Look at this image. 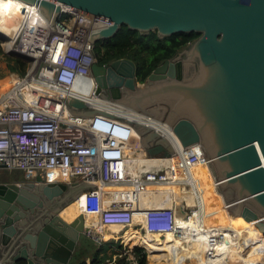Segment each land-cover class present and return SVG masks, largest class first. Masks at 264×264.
I'll return each mask as SVG.
<instances>
[{
	"label": "water",
	"instance_id": "water-1",
	"mask_svg": "<svg viewBox=\"0 0 264 264\" xmlns=\"http://www.w3.org/2000/svg\"><path fill=\"white\" fill-rule=\"evenodd\" d=\"M53 23L62 8L93 15L90 41L112 36L121 24L165 36L198 32L144 81L135 64L118 57L91 66L96 98L90 108L77 98L67 108L83 115L121 116L131 121L150 155H170L174 144L152 120L172 129L183 146L199 143L215 189V205L254 220L264 232V0H24ZM2 166H4L2 164ZM87 182L0 181V264H66L84 232V215L70 221L59 212ZM211 197L175 194L129 212L126 225L146 214H164L180 204ZM54 200L61 201L52 207ZM37 207V208H36ZM194 242L197 240H193ZM192 264V263H187Z\"/></svg>",
	"mask_w": 264,
	"mask_h": 264
},
{
	"label": "built area",
	"instance_id": "built-area-1",
	"mask_svg": "<svg viewBox=\"0 0 264 264\" xmlns=\"http://www.w3.org/2000/svg\"><path fill=\"white\" fill-rule=\"evenodd\" d=\"M16 9L19 25L12 43L5 46L3 41L7 36L1 33L4 38L0 44L6 53L20 57L25 65L23 70L16 68L10 73L0 90V169L21 170L24 178L34 181H39L35 177L39 173L40 181L45 183L93 184L76 199L84 208L83 214L97 216L98 226L115 225L120 232L131 226L144 235L163 236L167 232L179 235L176 207L161 215L146 214L148 219L144 225L125 226L128 213L143 206L142 192L156 183L193 185L190 167L198 161L207 162L203 152L191 148L194 143L183 146L169 128L152 121L174 144L185 175L178 177L177 170L169 164L144 167L140 158L129 156L125 151L140 139L131 121L150 118L133 112L130 122H124L123 117L116 115L71 113L67 108H77L69 103L70 99H80L85 108H90L99 96L91 71L92 64L98 60L96 42L86 38L93 25V15L78 8H62L52 23L35 3L17 0ZM80 77L88 80L87 92L78 87ZM146 154L165 157L150 155L147 151ZM105 193H108L107 199ZM182 209L185 219L193 216L195 229H187V235L191 240L203 242V257L215 255L217 264H244V261L221 263L219 260L230 252L242 251L238 231L233 236V232L228 234L224 229L205 227L200 200L192 205L184 202ZM250 221L251 228L262 234L254 220ZM84 233L98 246L114 247L113 259L119 258L120 264H139L142 254L146 256L148 252L140 243H126L121 237L104 234L93 225H85ZM261 256L264 264L263 250ZM187 263L191 261L185 260L182 264ZM79 264L93 263L89 258Z\"/></svg>",
	"mask_w": 264,
	"mask_h": 264
},
{
	"label": "trees",
	"instance_id": "trees-1",
	"mask_svg": "<svg viewBox=\"0 0 264 264\" xmlns=\"http://www.w3.org/2000/svg\"><path fill=\"white\" fill-rule=\"evenodd\" d=\"M197 35L198 32L190 31L160 36L158 35L156 29H150L146 32H141L137 29L129 28L125 24H121L112 36L98 40L96 42L95 50L98 59L101 61L106 62L118 57H127L131 59L135 64V77L140 82H142L153 70V68L159 64L160 61H162L164 58L174 55L176 51L183 47L188 40H192ZM16 62L22 66L23 70L25 62L22 59L15 57L14 64ZM9 67L16 70V67H13V65L10 63ZM232 221L242 222L239 219H233ZM230 225L233 226V224ZM227 231L228 234L232 232L230 227ZM233 236L235 235L233 234ZM113 237H121L122 241L133 244L139 242L140 232L135 228L124 229L122 232ZM257 241V238L256 240L251 239V243H253L252 252L255 255H257L261 250H264V246H261L260 243L258 244ZM174 243L176 245H174ZM140 244L146 247L148 251L147 257L150 260L163 259L168 263L174 261L175 264H180L181 261L185 260H190L192 263L196 262L198 264H214V262H217V260L203 257L202 252H199V254L193 256V251L191 248L193 250L196 249L201 251L202 242H189L187 238L181 236L180 234L178 235L170 233L165 235L159 241H154L151 237L141 234ZM175 246L177 247V250L174 248ZM100 248H102V246H98L92 253L93 255L91 256V259L93 264H102L101 260L96 257V254L99 252ZM135 249L141 250V247L135 246ZM243 251H246V247L241 251V253ZM163 252L168 253V255L162 257ZM169 252L172 253L169 254ZM250 256V254L247 256L246 261H244V258H241L238 261H244V264H255L257 257L253 262L250 261ZM117 260L119 261L120 259L117 258ZM84 262V257L78 259L77 261L78 264ZM103 264H105V262H103ZM139 264H146L145 253H143L140 257ZM147 264L151 263L147 261Z\"/></svg>",
	"mask_w": 264,
	"mask_h": 264
},
{
	"label": "bare ground",
	"instance_id": "bare-ground-1",
	"mask_svg": "<svg viewBox=\"0 0 264 264\" xmlns=\"http://www.w3.org/2000/svg\"><path fill=\"white\" fill-rule=\"evenodd\" d=\"M16 6H17V0H0V33H2L5 36H7V39H5L3 41V44L5 46L6 45H11L13 36L15 34V30H16V28L19 25V18H18V12H17ZM4 81H6V79H4L3 82ZM3 82L2 83L0 82V90H1V86H2ZM87 83H88V80L86 78H81V77L78 78V87H79V89L81 91H83V92H87L88 91ZM170 130H171L172 134L175 135V137L179 140V137L176 135V133L172 129H170ZM163 133L166 134L165 132H163ZM179 142H180V140H179ZM133 145H132V147L127 149L125 152L129 156H135L136 155L135 156L136 158H140L141 162L144 164V167H149L152 164H158V163H163L166 166L169 164V165L172 166L173 169L177 170L178 177H184L185 173L183 172V170L181 171V168L178 166V165H181V162L179 160V155L177 153L173 152L170 155H161V154H159L160 156H165V157H160V158L149 157L146 154V150L142 147L140 139H139V141H138V139H136L135 146H133ZM191 148H193L194 150H197V151H202L199 143L192 144ZM202 163H203V166L201 165ZM206 172H207V174H208V176L210 178L209 181H208ZM190 173H191L192 178L194 179L193 182L195 181L193 185H189V184L186 185L185 183H180L182 185L188 186V188L183 189V190L179 189L180 186H172L173 188H166L164 190V189H157L158 187H154L153 188L152 187L153 185H152L151 187H149L148 190L142 192V195H141L142 204L145 205L148 202L171 201V200L175 199V194L192 195V196H195L197 194V196H201V197H211V198L200 200L201 210H202V215H203V224L204 225L209 224L210 221H212V218H208V221L205 222L204 215L206 216V214H204V210H205L204 207L207 206L206 207V211H205V213H207L208 205L213 202V200H214L213 198H221V199H223V197L215 189V183H214V180L212 179V176H211V173H210V169L208 167V163L207 162L198 161V162L192 164L191 167H190ZM158 184L159 183H156L154 185L157 186ZM166 184H169V183H166ZM180 184H178V185H180ZM159 188H163V187L160 186ZM107 194L108 193L104 194V198L105 199L108 198ZM150 196H153V197L151 198ZM76 201L78 202V208H79L80 212H77L74 217H76L79 213H82L84 208L81 206V203H80L79 199H73L68 204H66L61 209L62 210L61 213H65V211H66L65 207L67 205L74 204ZM193 203H194V201L193 202H185V204H187V205H192ZM180 205L182 207V204H180ZM215 206H218V205H215ZM218 207L223 208L222 206H218ZM224 210H225L226 213L224 214V216L221 217L222 219L214 220V226H210V227H216L218 229H224V232H226V230H228V228L230 226V222L233 219H239L247 227L251 228V221L245 220L240 215L230 218V212L227 209H224ZM177 212L178 211H177V208H176V223H177V226H179V229H180V232H181V224H182V222H192L193 223V216H191L189 219H185L183 217V213L178 214ZM208 212H211V211H208ZM212 213H217V211L212 212ZM66 214H67V211H66ZM83 215H84V224L98 225L97 221H96L97 220V216L96 215L91 214V213H84ZM60 216L63 219H65L61 214H60ZM73 218H71V219H73ZM71 219H69V220L65 219V220L66 221H70ZM190 220H192V221H190ZM223 221H226V222L221 224ZM103 226L105 228L112 229V231L115 232L116 235L118 233H120V231H118V226H115V225H103ZM103 226H100L99 228H101ZM130 228H134V227L129 226L126 229H130ZM252 231L255 233V235L259 239L260 245L264 246V232L262 234H259V231L257 229H255V228L252 229ZM170 233L171 234H175L173 232H167L163 236H160L159 233H155V235L154 234H152V235L149 234V235L151 236V238L154 241H159L165 235L170 234ZM226 233H228V232H226ZM140 234H142V233H140ZM142 235H144V234H142ZM180 235L182 236V233H180ZM146 236H148V235H146ZM199 237L201 239H203V235L201 233H200ZM138 243H140V241ZM174 245H176V244L174 243ZM202 246H203V242H202ZM250 246H252V245H250ZM174 248L177 250L176 246ZM263 252H264V250H263ZM243 253H244V251L239 255L240 259L243 256ZM193 254H199V251L194 249L193 250ZM261 255H262V250L257 255V264H262L261 263V259H260L262 257ZM242 258H244V260L246 259L245 257H242ZM208 259L217 260L215 255H213L212 257H208ZM238 259H236V257H228V256L219 258V260L222 261L221 263H224V262L231 263L233 261L236 262ZM182 263L183 262H181L180 264H182ZM193 263L194 264H198L196 262H193ZM217 263H219V262H214V264H217Z\"/></svg>",
	"mask_w": 264,
	"mask_h": 264
},
{
	"label": "rangeland",
	"instance_id": "rangeland-1",
	"mask_svg": "<svg viewBox=\"0 0 264 264\" xmlns=\"http://www.w3.org/2000/svg\"><path fill=\"white\" fill-rule=\"evenodd\" d=\"M4 38V36L0 33V42H1V40ZM0 82L2 83L3 82V80L4 79H7L8 78V76H9V74L10 73H12V72H14V70L15 69H11L10 67H9V63L10 64H12L13 65V67L15 66L16 68H17V70H19V71H21L22 70V66L19 64V63H15L14 64V58L15 57H17L16 55H13V53H6L5 51H4V48H3V46L0 44ZM18 58H20V57H18ZM21 59V58H20ZM100 62H105V61H101V60H99ZM109 61V60H108ZM136 156V155H135ZM202 162V161H201ZM202 166H203V163L201 164ZM179 167H180V165H178ZM181 168V167H180ZM205 168V167H204ZM183 169L181 168V171H182ZM0 174H2V175H4V176H7V177H11V178H22V171L21 170H18V169H7V168H1L0 169ZM206 174H207V172H206ZM35 177H36V179L37 180H40L41 179V175L39 174V173H36V175H35ZM207 178H208V181L210 180V178H209V176H208V174H207ZM194 180V179H193ZM195 182V181H194ZM160 186H162L163 188H157V189H166V188H173L172 186H180V190H183V189H186V188H188V186H185V185H182V184H180V185H178L177 183L176 184H166V183H159L157 186L156 185H153V188L154 187H160ZM209 186V185H208ZM205 189V188H204ZM145 202V201H144ZM204 203V202H203ZM145 204V203H144ZM207 207V206H206ZM206 207H204V214H206V216L204 215V220H205V222L206 221H208V218H212V221H210V223L209 224H207V225H204L205 227H210V226H214V220H220V219H222L221 217L222 216H224V214L226 213L225 212V210L223 209V208H221V207H218V206H215V203H214V200H213V202L211 203V204H209L208 205V211H211V212H208L207 211V213H205V211H206ZM215 211H217V213H212V212H215ZM190 221H192V220H190ZM217 222V221H216ZM215 222V223H216ZM226 221H223L221 224H223V223H225ZM230 224H233V226H229L230 227V229L232 230V232H233V234L235 235L236 234V232L238 231L240 234H238V237H241V239L240 240H242V250L246 247V251H244V253H243V256L242 257H245V258H247V256H249V254L252 256H250L249 258H250V261H255V259H256V257H257V255L259 254H257V255H255L253 252H252V246H250V245H253V243H251V239H253V240H256V238H257V236L255 235V233L252 231V229L250 228V227H246V225H244L242 222H240V221H237V222H235V221H231L230 222ZM187 229H189V230H191V229H195V224L194 223H192V222H182V224H181V233H182V236L183 237H185V238H187V240L189 241V242H194L193 240H191L190 238H189V236L187 235ZM229 229V228H228ZM247 233V234H246ZM197 234H198V236H200V232H197ZM155 235V234H154ZM148 237H151L150 235H148ZM156 237V236H155ZM83 240L84 242H85V247H86V249L88 250V254H92V252L94 251V249L95 248H97V244H96V242L93 240V239H91L89 236H85V235H83V234H81V236H80V239L79 240ZM258 239V238H257ZM185 241H186V239H185ZM196 242V241H195ZM202 242V241H201ZM187 243V242H186ZM257 243L259 244V239H258V241H257ZM188 244V243H187ZM115 245H117V244H115ZM189 245V244H188ZM113 248V250H111L112 252L111 253H113V252H115L116 250L114 249V247H112ZM106 250V251H105ZM174 250V249H173ZM172 250V251H173ZM191 250L193 251V249L191 248ZM100 252H103L102 254H100ZM174 252V251H173ZM199 252H201V251H199ZM110 253V251H108L107 250V248H100V250H99V252L96 254V256L97 257H100V259H102L104 262H105V264L107 263L106 262V259H112L113 258V255ZM172 253V252H171ZM170 252H169V254H171ZM197 253V252H196ZM148 254V253H147ZM229 255H227V256H229V257H236V259H238L239 258V255L241 254V252H230V253H228ZM248 254V255H247ZM166 255H168V253H166V252H163V254H162V257H164V256H166ZM194 255H197V254H193V256ZM226 256V257H227ZM238 256V257H237ZM241 257V258H242ZM114 258H115V263L116 264H118V260H117V258L114 256ZM89 259V258H88ZM145 259H146V264H147V261L149 262V263H151V264H171L172 262H174V261H171V262H166V261H164L163 259L162 260H150L148 257H147V255L145 256ZM252 259V260H251ZM238 260H240V258L238 259ZM237 260V261H238ZM244 261H246V259L244 260ZM162 262H164V263H162ZM181 262H184V261H181ZM180 262V263H181ZM246 264V263H245ZM255 264H257V261H256V263Z\"/></svg>",
	"mask_w": 264,
	"mask_h": 264
},
{
	"label": "crops",
	"instance_id": "crops-1",
	"mask_svg": "<svg viewBox=\"0 0 264 264\" xmlns=\"http://www.w3.org/2000/svg\"><path fill=\"white\" fill-rule=\"evenodd\" d=\"M140 156V155H139ZM10 179H17V178H11V177H7V176H4L2 174H0V181H8ZM78 201V200H77ZM75 202L74 204L72 205H67L65 208H66V211H67V214H66V211L65 213H61L62 210H60L59 214H61L65 219L69 220L71 218H73L77 212H80L79 208H78V202ZM74 202V201H73ZM77 206V207H76ZM68 217V218H67ZM86 223V222H85ZM85 225H88V224H85ZM93 226H96L97 228H99L100 226H103V225H93ZM100 231L104 234L108 233L109 235H112V236H115V232L112 231V229H109V228H105L104 226L99 228ZM83 235L87 236L84 232L82 233ZM140 239H141V234H140ZM140 241V240H139ZM85 242L81 239L79 242L76 243L75 245V248L73 250V254L71 255L70 257V262L71 263H77L78 259L84 257L85 260H87L88 258H91V256L93 254H88V250L86 249L85 247ZM102 248H107L108 251H110V253L112 252L111 250H113L112 247H107V245H104ZM96 249V248H95ZM94 249V250H95ZM106 251V250H105ZM93 253V252H92ZM103 252H100V254H102ZM112 255L115 254V252L111 253ZM97 257V256H96ZM98 259H100V257H97ZM101 260V263L103 264V260ZM109 262H107L106 264H116L114 261L115 259H108Z\"/></svg>",
	"mask_w": 264,
	"mask_h": 264
},
{
	"label": "flooded vegetation",
	"instance_id": "flooded-vegetation-1",
	"mask_svg": "<svg viewBox=\"0 0 264 264\" xmlns=\"http://www.w3.org/2000/svg\"><path fill=\"white\" fill-rule=\"evenodd\" d=\"M191 40H188L186 43H185V45L188 43V42H190ZM178 52V51H177ZM177 52L175 53V54H177ZM174 54V55H175ZM173 56V55H172ZM172 56H170V57H168L169 59H171L172 61H174L175 62V60L172 58ZM167 58V59H168ZM164 59H166V58H164ZM164 59L162 60V61H160L159 63H162L163 61H164ZM99 63H104V62H100L99 61V59L97 60ZM153 187V186H152ZM159 188V187H158ZM59 203H61V201H58V200H54L53 202H52V207L54 206V207H56V206H58L59 205ZM37 208V207H36ZM198 242V241H197ZM171 264H175L174 262H172Z\"/></svg>",
	"mask_w": 264,
	"mask_h": 264
}]
</instances>
